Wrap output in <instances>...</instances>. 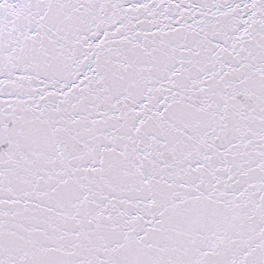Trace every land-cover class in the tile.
Returning a JSON list of instances; mask_svg holds the SVG:
<instances>
[{"label":"snow or ice","instance_id":"1","mask_svg":"<svg viewBox=\"0 0 264 264\" xmlns=\"http://www.w3.org/2000/svg\"><path fill=\"white\" fill-rule=\"evenodd\" d=\"M0 264H264V0H0Z\"/></svg>","mask_w":264,"mask_h":264}]
</instances>
